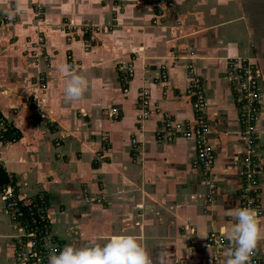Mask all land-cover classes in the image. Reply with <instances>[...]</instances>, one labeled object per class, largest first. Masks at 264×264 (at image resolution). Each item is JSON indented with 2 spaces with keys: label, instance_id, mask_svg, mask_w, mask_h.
<instances>
[{
  "label": "crops",
  "instance_id": "crops-1",
  "mask_svg": "<svg viewBox=\"0 0 264 264\" xmlns=\"http://www.w3.org/2000/svg\"><path fill=\"white\" fill-rule=\"evenodd\" d=\"M246 9L242 0H0V117L19 133L0 139V166L21 197L47 196L61 249L142 233L154 260L170 246L174 264H217L227 246L206 238L223 237L220 205L240 207L245 151L227 62L250 56L264 75V39L247 38ZM69 63L88 80L79 101L65 100L71 72L59 68ZM191 74L207 100L213 189L193 167L192 140L155 137L167 118L193 119ZM262 89L255 153L264 216V77ZM14 233L0 198V264H15ZM256 251L264 259V241Z\"/></svg>",
  "mask_w": 264,
  "mask_h": 264
},
{
  "label": "built area",
  "instance_id": "built-area-1",
  "mask_svg": "<svg viewBox=\"0 0 264 264\" xmlns=\"http://www.w3.org/2000/svg\"><path fill=\"white\" fill-rule=\"evenodd\" d=\"M170 4L171 0H158ZM3 20L0 17V23ZM42 44V45H41ZM39 45L43 47V39ZM236 60V61H235ZM237 66L231 65L226 71V77L230 82L233 92V102L237 110L238 120L243 127L242 138L245 143V151L241 157V202L240 207H251L263 214L260 200L259 165L257 163L255 146L257 139V115L262 98L261 70L254 61L236 58ZM233 61V62H234ZM72 68L73 64L69 63ZM121 71H129L126 65L119 67ZM131 75V73H130ZM162 80L167 79V73H161ZM190 86L186 93L191 98V106L194 117L191 121L174 123L167 118L160 131L155 135L156 140L171 142L176 137L192 140L195 148L193 167L200 169L206 177V182L211 189L214 184L210 182V170L215 162L214 149L209 143L208 116L206 113L207 100L202 79L191 74ZM140 113L137 117L140 127L149 115V101L147 93L141 92L139 96ZM110 117H118V109L109 111ZM10 126L0 117V139L2 133L8 131ZM136 144V140L132 139ZM8 176V175H7ZM8 182L0 184V198L3 209L15 233L13 236V259L15 264H48L49 254L55 249L60 250L61 245L52 232V216L49 201L44 193H38L32 197L24 198L19 194V189L14 183L13 177L8 176ZM206 242L211 245L228 246L224 237L210 233ZM250 264H264L257 251L251 257Z\"/></svg>",
  "mask_w": 264,
  "mask_h": 264
},
{
  "label": "clouds",
  "instance_id": "clouds-1",
  "mask_svg": "<svg viewBox=\"0 0 264 264\" xmlns=\"http://www.w3.org/2000/svg\"><path fill=\"white\" fill-rule=\"evenodd\" d=\"M59 71L71 72L65 82V100H82L88 89L87 78L73 72L66 64L61 65ZM219 212L224 220L220 232L228 246L216 258L217 264H250L258 244L264 241V216L251 207L225 209L220 205ZM143 241L141 233L114 235L103 244L96 240L83 247L69 244L60 250L54 249L49 254L48 264H174L175 254L169 251L170 246L162 247L154 260Z\"/></svg>",
  "mask_w": 264,
  "mask_h": 264
},
{
  "label": "rangeland",
  "instance_id": "rangeland-1",
  "mask_svg": "<svg viewBox=\"0 0 264 264\" xmlns=\"http://www.w3.org/2000/svg\"><path fill=\"white\" fill-rule=\"evenodd\" d=\"M242 1H243V7L244 8L247 7V9L243 11L244 15L247 17V28L253 30L252 35L249 33L247 38H249L251 40L253 39L255 41L257 39L259 40V37L261 40L264 39V37H263L264 36V0H242ZM260 15H262L263 17H261ZM259 28H262V33L259 32L261 30ZM252 46H254V45H252ZM254 55H256V54H253L252 56H254ZM238 58L251 60L250 56L249 57L244 56V57H238ZM234 59H236V58H234ZM234 59L228 60L227 68L230 67L231 65L237 66L238 62H235L236 60L234 61ZM251 61H253V59ZM261 75L263 78L264 77L263 73H261ZM41 79L45 80V77H42ZM260 81L263 84V79H261ZM258 120H259V111H258V115H257V121Z\"/></svg>",
  "mask_w": 264,
  "mask_h": 264
},
{
  "label": "trees",
  "instance_id": "trees-1",
  "mask_svg": "<svg viewBox=\"0 0 264 264\" xmlns=\"http://www.w3.org/2000/svg\"><path fill=\"white\" fill-rule=\"evenodd\" d=\"M10 128L8 129L7 132L2 133L3 141H13L19 139V133L17 132V129L9 125ZM8 176L5 172V170L0 166V184L4 185L8 182Z\"/></svg>",
  "mask_w": 264,
  "mask_h": 264
}]
</instances>
